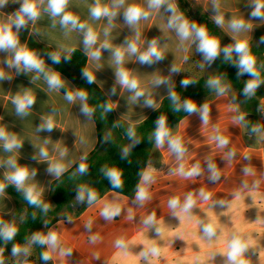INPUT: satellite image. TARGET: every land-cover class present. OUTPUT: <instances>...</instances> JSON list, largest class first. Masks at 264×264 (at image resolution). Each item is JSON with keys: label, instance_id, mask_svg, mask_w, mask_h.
<instances>
[{"label": "crops", "instance_id": "1", "mask_svg": "<svg viewBox=\"0 0 264 264\" xmlns=\"http://www.w3.org/2000/svg\"><path fill=\"white\" fill-rule=\"evenodd\" d=\"M187 1L192 6H200L215 22L213 0ZM22 2L6 0L0 5V23H9L14 19ZM95 2L69 0L66 9L96 31L98 40L94 49L105 40L113 49L126 48L125 41L134 39L136 31H139V51H145L148 43L156 39L164 59L150 66L142 65L136 55L125 52L124 63L118 66L111 52L103 49L99 60L91 58L83 45V33L63 28L59 17L53 18L45 11L47 0L43 3L38 0L39 18L35 22L30 21L27 28L17 33L19 44L28 49L29 39L34 37L62 57L75 49L81 50L88 57L86 73L94 77V82L108 97L116 116L129 124H139L169 96V90H173L195 43L192 40L182 42L175 30L168 27L170 13L163 8L160 11L149 10L147 0H125L124 6L118 10L119 14L112 20L108 36H105L104 31L109 28L108 19L94 20L90 15V8ZM111 2L100 0L102 5L111 6ZM171 2L187 19L179 1ZM217 2L219 14L224 18L223 26H218L228 40L255 43L259 38L254 36L255 31L264 34V19L250 17L253 0ZM132 4L150 11L149 17L142 19L135 28H130L123 19V11ZM234 18L243 19L249 27L233 31L229 23ZM13 56V51H0V71L5 76L0 79V128L14 134L22 146L13 152H5L3 141H0V173L5 177L12 171L6 161L14 158L18 166L29 171L25 186L34 185L35 191L50 205L51 184L60 176L50 174L47 169L51 164L60 162L65 165V173L93 152L98 142L96 125L92 116L86 117L81 112L85 101L77 98L69 102L61 88L48 87L43 74L18 72L15 67H8L7 61ZM44 66L47 72L60 76L63 87L77 92L73 80L45 61ZM173 66L179 71L172 72ZM118 67H123L139 81L146 96L153 99L154 107H147L143 97L136 101L131 99L133 93L116 81ZM37 75L39 79L33 80ZM156 78L167 79L169 83L157 87L153 83ZM225 86L227 91L224 95L216 92L197 108L208 105L207 123L201 120L199 112L190 113L169 130L173 137L181 139L186 149L182 160L177 159L167 143L160 147L155 143L145 168V171L153 170L154 180L148 185L149 199L143 204L136 200V194L129 198L112 191L91 204L86 199L84 202L77 199V204L58 214L56 223L48 227L44 225L38 232L47 235L49 231H54L59 238V246L51 252L50 260L42 259V253L50 251L48 247L30 243L31 239L18 244L30 248L27 257L13 255L12 246L5 254L0 253V258H7L5 264H225L224 252L228 241L233 233H239L251 241L245 254L249 264H264V85L261 96L250 101L243 100L232 85L226 83ZM113 87L115 94L111 91ZM26 91L35 97V103L27 116H18L13 100ZM241 115L244 116L243 121L237 119ZM49 117L54 122L53 131H40L39 126ZM253 127H259L260 131L252 132ZM218 135L228 140L226 146H219L215 139ZM41 148L47 150V159L40 156ZM65 149L66 154L61 157L60 153ZM230 152L234 155L229 156ZM181 164L186 171L199 164L200 174L184 177L174 172L173 169H178ZM209 164L215 165L218 179L211 178ZM245 169H249L247 174ZM33 172L35 175H31ZM201 190L209 195L207 200L200 196ZM189 193L196 201L191 212L185 215L177 209L174 213L169 201L178 198L183 204ZM106 204H118L120 214L106 220L101 214ZM15 207L12 196L5 191L0 193V216H12ZM77 210L80 211L76 213ZM153 214L154 224L145 225L144 220ZM208 224H214L216 229V236L211 239L203 231ZM92 237L98 238L93 240ZM119 239L128 245L127 256L116 246ZM147 243H154L161 253L146 261L139 254ZM62 249L66 250V254H61ZM197 257L202 259L198 261Z\"/></svg>", "mask_w": 264, "mask_h": 264}, {"label": "clouds", "instance_id": "2", "mask_svg": "<svg viewBox=\"0 0 264 264\" xmlns=\"http://www.w3.org/2000/svg\"><path fill=\"white\" fill-rule=\"evenodd\" d=\"M6 0H0V5H3ZM39 3H43V0H39ZM69 0H47V11L51 17H59L60 25L65 29L79 30L83 33V45L87 53L91 58L99 60L101 58V50H108L111 52L115 63L123 65L125 52L130 55H136L138 61L142 65H152L164 59V56L160 50H158V41L156 39L151 40L148 43L147 49L143 52L139 51L138 42L140 41V33L136 31L135 38L132 40H126V48L117 47L115 49L109 44L107 40L102 42L99 47L94 49L97 44L98 34L93 30L91 26L87 23L80 22L79 18L74 16L72 13L67 12ZM125 4V0H112L111 6L102 5L100 0H96L94 6L90 8V15L92 19L99 20L102 17H106L109 22V28H106L104 35L108 36L109 29L112 27L113 18L117 17L118 10L122 8ZM147 8L149 10L160 11L162 8L165 12L170 13L168 17V27L175 30L177 36L180 40L188 41L192 40L197 44V51L203 56L204 61L209 65L214 62L221 52L226 60L232 59V53L234 52L238 57V63L234 65L238 68V75H249L253 79L249 80L244 89L243 95L245 97H250L255 94L256 89L259 87L260 79L259 73L255 71V58L250 54L249 46L247 41H237L234 46L220 48L219 41L208 35L206 28L198 26L195 23H190L187 19L183 17L182 14L178 13L177 8L171 0H147ZM264 0H253L252 11L250 12L251 18L264 19ZM144 8L132 4L127 6L123 11L124 22L130 27L135 28L136 25L142 20L147 19L150 15V11ZM213 10L216 12L214 17L215 23L219 26H223L224 18L223 15L219 14V5L217 0H213ZM40 16V9L38 7V0H23L18 12L16 13L14 19H11L9 23H0V51H13V59L7 61L8 67H15L18 72H30L35 71L38 74H43L44 79L50 89H59L63 87V83L60 76L56 73H49L45 70L44 61L37 57L35 52L29 51L26 47L20 46L19 40L17 38V33L20 30L27 28L29 22H35ZM13 27L16 29L13 32ZM229 27L235 31L239 32L245 30L249 27L243 19H232L229 23ZM94 49V50H93ZM50 59L53 63H60V56L57 53H51ZM65 59H69L65 57ZM203 67V64L201 65ZM172 72H178L179 70L173 66ZM83 76L88 83L94 82V77L89 73H83ZM116 81L122 87L126 88L129 92L133 93L131 99L133 101L144 98V103L147 107H154V101L150 96H146L145 92L140 88L139 81L130 76V73L123 67H118L115 72ZM4 73L0 71V79H4ZM39 79V75L33 77V80ZM155 86L168 84L169 81L164 78H156L154 80ZM183 86H187L192 81L183 80L181 81ZM207 86L214 89L218 95H224L227 91V86H222L220 78H210L207 81ZM112 94H115V87L111 90ZM170 99L174 104H177L176 110L179 111L181 107L188 113L199 112L200 118L203 122L207 123L208 120V105L205 104L201 109H197L192 103L187 100L184 101L183 105H179L177 102L179 97H177L174 91L169 90ZM81 101L87 100V93L84 91H77L75 94L72 92H67L65 99L69 102H73L76 99ZM15 105L16 113L18 116H27L29 109L35 103V97L30 92H25L22 96H16L13 100ZM106 111H111V106H107ZM81 112L86 117H91L94 113V109L89 108L87 103H83L81 106ZM239 121L244 120V116L241 115L237 118ZM157 127L154 133L155 141L158 147L163 146L165 143L168 147L176 154L178 160H182L186 149L182 145L181 139L179 137H173L166 126V120L161 116L157 122ZM54 129V122L51 117L41 123L39 126L40 131L51 132ZM260 131L259 127H253L252 132ZM127 135L130 139L135 141V132L132 128H129ZM215 139L218 141L219 146L224 147L228 144V140L223 136H216ZM0 141H3V149L5 152H13L15 149L20 148L22 145L18 138L14 134L6 132L3 128H0ZM138 143V141H135ZM66 154V149L61 151L60 155L63 157ZM128 149H124V156H127ZM234 155V153H229V156ZM40 156L47 159L48 152L45 148L40 149ZM86 158V157H85ZM7 165L12 169L11 172L5 174V179L9 184L15 186L17 191H21L24 194L25 199L30 205L36 207H41L43 211H48V205L44 204L40 200V193L35 191V186H25V182L29 178V171L27 168L18 166L14 158H9L6 161ZM87 165L81 163L78 168L80 174L87 172ZM211 169V178L216 180L219 178V173L215 169V165L209 164ZM65 165L60 162H55L49 166L47 171L50 174H54L56 177L61 176L65 171ZM174 172H178L184 177H192L200 174L199 164L194 165L190 170H185L184 165L181 164L178 169H173ZM249 169H245L247 174ZM31 175H35L33 172ZM105 175L112 184L114 188H119L122 186V181L120 178V173L114 169L106 170ZM154 180L153 170L148 169L141 173V184L138 186L136 193V200L143 204L144 201L149 199L148 185ZM7 185L0 183V193H2ZM247 185L245 184V187ZM87 191V202L89 204L93 203L97 199V194L91 189H85L80 187L77 192V199L80 202L85 200V192ZM200 196L207 200L209 195L203 190L200 191ZM195 199L192 193H189L183 204L180 203L178 198H172L169 201V207L173 209L174 213L177 209L181 214H189L193 207L195 206ZM120 206L118 204H106L102 210V216L106 220H111L115 216L120 214ZM155 217L154 214L148 216L144 220L145 225L154 224ZM90 227V224H89ZM159 232V229H156ZM205 235L211 239L216 236V229L214 224L205 225L203 228ZM17 233V228L14 224H8L0 220V238L5 242L11 241ZM98 237H92L96 240ZM30 243L39 244L41 246H47L50 251L42 253V259L47 261L51 259V252L55 251L59 246V238L54 231H49L47 235H42L40 233L33 234ZM250 240H246L241 234L233 233L231 239L228 241L226 251L224 255L226 256L225 264H249V261L245 258V254L248 252L250 247ZM116 246L122 249V254L127 256L128 245L123 239L116 241ZM2 251V249H0ZM70 251V250H69ZM161 253V249L154 243H147L144 249L140 252V257L150 260L153 257H158ZM13 255L23 254L25 257L30 255L29 247H21L19 245H14L12 248ZM61 254H66V250H61ZM198 261L201 257L196 258ZM0 264H3L2 258H0Z\"/></svg>", "mask_w": 264, "mask_h": 264}, {"label": "trees", "instance_id": "3", "mask_svg": "<svg viewBox=\"0 0 264 264\" xmlns=\"http://www.w3.org/2000/svg\"><path fill=\"white\" fill-rule=\"evenodd\" d=\"M178 1L184 16L191 23L206 28L213 37L220 38L224 35L221 28L210 19L200 6H192L187 0ZM254 36H259L257 44H253L252 41L248 43L250 54L256 61L255 71L259 73L260 79L259 87L254 95L250 97L243 95L246 83L253 77L247 74L238 75V68L234 65L238 63L239 57L233 52L232 59L226 60L223 52H221L214 61L217 70L215 76H199L196 74L197 67L188 69L187 62L185 63L172 90L179 97L177 103L182 106L187 100L196 108L201 106L206 98L216 93L214 89L207 86V81L210 78H220L222 86L226 83L232 85L245 101L256 100V97L261 96L264 85V34L260 35L259 31H255ZM28 49L35 52L38 58L47 62L53 69L73 80L77 86V91L87 93L85 102L89 108L94 109L92 117L96 125L98 142L93 152L53 181L50 189L51 204H47L49 206L47 212L43 211L41 207L30 205L23 192L17 191L15 186L9 184L0 173V183L7 185L4 191L13 197L16 204L13 215L0 216V220L14 224L17 228V233L11 241L5 242L0 238L1 254H5L14 245L28 242L33 234L38 233L44 225L48 227L56 223L58 214L62 210L70 209L77 204V192L80 187L94 191L97 194L96 200L111 191L129 198L134 197L141 181V173L145 171L151 151L156 143L154 133L157 120L163 116L166 120V126L170 130L190 114L183 107L177 111V104H174L170 96H167L161 105L143 122L136 125L129 124L116 116L113 105L100 87L95 82L88 83L83 76L88 61L84 52L75 49L66 56L69 59L66 60L65 57L60 56V63L56 64L50 59V54L54 53L51 48L39 43L34 37L29 39ZM183 80H189L192 83L183 86L181 83ZM61 90L64 94L67 92L76 93L67 87H62ZM109 105L111 111H106ZM129 128L134 130L135 141L138 143L128 137ZM125 148L128 149L127 156H124ZM81 163L88 166L87 172L84 174L78 172ZM112 169L121 174L122 186L119 188H114L105 175L106 170ZM39 198L46 204L43 198ZM85 199L87 200V191L85 192ZM79 211L77 210L76 213Z\"/></svg>", "mask_w": 264, "mask_h": 264}, {"label": "rangeland", "instance_id": "4", "mask_svg": "<svg viewBox=\"0 0 264 264\" xmlns=\"http://www.w3.org/2000/svg\"><path fill=\"white\" fill-rule=\"evenodd\" d=\"M208 35L219 41L221 49L235 45V43L228 40L224 35H222L220 38L213 37L209 33H208ZM257 42L258 41L255 40V43H253V44H257ZM202 64H203V67H201ZM194 67H197L196 74L199 76H215V74L217 72L214 62H212L209 65L207 62L204 61L203 56L197 51V44L194 45L193 50H192V52L188 58V61H187V68L188 69H190V68L193 69ZM6 259L3 260V258H2L3 264H5Z\"/></svg>", "mask_w": 264, "mask_h": 264}]
</instances>
